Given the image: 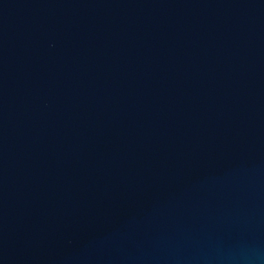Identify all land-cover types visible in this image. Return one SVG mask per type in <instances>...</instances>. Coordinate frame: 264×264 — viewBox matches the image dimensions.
Instances as JSON below:
<instances>
[{
  "label": "water",
  "instance_id": "1",
  "mask_svg": "<svg viewBox=\"0 0 264 264\" xmlns=\"http://www.w3.org/2000/svg\"><path fill=\"white\" fill-rule=\"evenodd\" d=\"M0 264H264V0H0Z\"/></svg>",
  "mask_w": 264,
  "mask_h": 264
}]
</instances>
